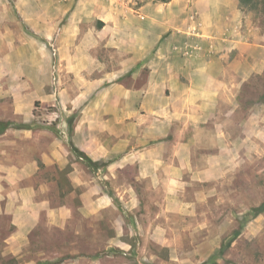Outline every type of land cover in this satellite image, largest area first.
Here are the masks:
<instances>
[{"label": "rangeland", "instance_id": "374dc122", "mask_svg": "<svg viewBox=\"0 0 264 264\" xmlns=\"http://www.w3.org/2000/svg\"><path fill=\"white\" fill-rule=\"evenodd\" d=\"M42 1L23 0L19 7L18 0H0V122L7 123L0 129V173L12 175L36 163L37 173L29 180L37 188L34 199L47 197L53 207L67 203V220L61 227L41 224L21 255L6 253L0 242V264H264L262 84L251 77L238 90L239 106L225 120L228 141H210L215 130L210 122L198 134L197 167L207 164V152L220 145V172L209 180L208 175H183L187 185L171 190L164 173L140 176L132 162L111 167L118 160L107 153L117 137L111 135V112L104 110L103 116L110 132L99 124L98 110L111 106L109 83L101 85L99 77L122 66L121 47H96L93 62L89 48L77 47L86 42L83 30L61 33L66 16L52 36L33 29L26 15L33 17ZM146 1L163 3L129 4L136 11ZM237 4L247 24L264 27L263 9ZM140 65L132 64L120 80L142 85L147 68L138 72ZM72 147L88 157L98 150L106 155L90 163ZM55 153L67 157L83 184L73 187L57 163L44 162ZM15 198L11 202H18ZM253 208H259L254 216Z\"/></svg>", "mask_w": 264, "mask_h": 264}, {"label": "crops", "instance_id": "0c3cea01", "mask_svg": "<svg viewBox=\"0 0 264 264\" xmlns=\"http://www.w3.org/2000/svg\"><path fill=\"white\" fill-rule=\"evenodd\" d=\"M130 1L43 0L36 4H42V9L34 10L33 17L26 15L29 20L20 8L17 11L33 29L44 30L47 36H52L55 25L66 16L61 33L83 30L86 42L77 43V47L89 48L93 62L98 57L96 47H121L122 66L99 77L101 85L109 83L106 90L111 95V106L98 110L99 124L109 129L103 116L104 110L111 112V135L117 137L111 154L107 153L118 160L111 167H126L132 162L140 176L164 173L171 190L187 185L183 175H208L207 179H212L210 175L220 172L217 158L221 147L216 153L207 152V164L197 167L195 160L201 159L196 150L201 140L198 134L210 122L215 128L208 136L210 141L221 144L229 140L225 120L239 106L238 90L248 79L264 72V27L247 24L237 0L146 1L136 11ZM18 5L23 6V0H18ZM138 63V72L147 68L144 83L134 86L122 82L120 78ZM92 142L103 146L97 139ZM102 153L98 150L89 157L100 159L106 155ZM55 156L44 162L64 169L67 157ZM37 170L33 163L29 168L12 170V175L0 173V242L6 253L21 255L22 247L41 224L61 227L67 220V203L53 207L47 197L34 199L37 188L29 180ZM75 171L70 169L65 176L78 187L83 180ZM15 197L18 202H11Z\"/></svg>", "mask_w": 264, "mask_h": 264}, {"label": "trees", "instance_id": "16d2710c", "mask_svg": "<svg viewBox=\"0 0 264 264\" xmlns=\"http://www.w3.org/2000/svg\"><path fill=\"white\" fill-rule=\"evenodd\" d=\"M161 2H167L169 0H157ZM240 7H246L249 10H261L264 11V0H238ZM261 5L262 8H258V6ZM253 80L255 79V82H260L262 86L264 87V72L258 75L253 76ZM251 79V80H252ZM254 83V81H252ZM258 101L264 102V90L262 92V96L259 97ZM7 126V123L0 122V129H4ZM73 151L79 156L83 157L87 160H89L90 163H95L91 158H89L83 151L76 149L75 147H72ZM70 170V167L67 165L64 169L60 170L63 174H66V172ZM255 211L253 216L256 215L259 208H253ZM238 231L234 233L233 239L237 236Z\"/></svg>", "mask_w": 264, "mask_h": 264}]
</instances>
